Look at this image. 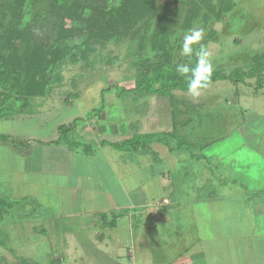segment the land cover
I'll return each mask as SVG.
<instances>
[{
    "label": "rangeland",
    "instance_id": "rangeland-1",
    "mask_svg": "<svg viewBox=\"0 0 264 264\" xmlns=\"http://www.w3.org/2000/svg\"><path fill=\"white\" fill-rule=\"evenodd\" d=\"M224 1L232 8L217 14ZM224 1L154 0L150 12L130 31L119 29L107 39H100L90 37L84 25L74 22L73 35L56 41L59 20L50 13L53 0H24L16 29L29 28L32 38L46 45L52 55L46 58L49 63L38 64L28 95H20L18 88L9 84H0V264H166L176 258L171 244L174 238L182 243V252L187 245L190 247L189 239L193 242L196 230L181 234L175 222L164 225L157 215L165 210L187 213L191 208L188 205L199 200V195L203 197L212 189L223 192L219 187L223 173L215 169L217 161L198 164L201 150L214 143L205 154L210 155L214 149L225 155L223 165L227 167V161H232L233 166L241 168L252 160L250 155L257 145H264V0ZM82 3L90 6L92 0ZM196 6L198 14L187 26L185 21ZM161 26L166 28L165 36L153 47L152 40L161 32ZM192 28L204 30L200 44L193 47H206L214 71L220 70L231 79L211 83L197 97L188 91L160 95L140 90L139 85L153 84L151 90L159 89V84L150 83L156 77V67L163 64V53L170 56L165 69L168 74L177 72L178 64L195 66V56L180 55L183 35ZM110 119L121 124L132 120L143 133L170 135L174 127V150L170 152L169 146L161 143L138 146L132 153L130 147L125 153L112 150L106 142L113 136L97 135ZM82 122H93L94 128H99L95 131L98 137L90 135V139L99 141V148L107 152L112 177L122 178L125 199H145L146 206L94 215L80 206L82 213L69 214L74 200L64 188H40L36 184L34 194L35 187H27L26 180L38 179L26 177L20 170L25 161L21 159L32 152L28 151L31 140L61 144L69 137L82 142L74 134L60 138L57 129L65 125L75 130ZM245 125V132V128L238 129ZM113 128H108V134ZM25 131L29 135H24ZM223 138L225 141L219 142ZM14 147L23 154L14 153ZM69 150L79 155L86 151L78 146ZM34 154L38 156V151ZM31 155L26 158L32 160L25 162L36 166L35 155ZM118 155L125 165L117 162ZM198 165L212 166L209 174L203 170L198 174ZM83 167L78 165V170L86 172L88 168ZM70 176L72 181H79V175ZM231 181L225 182L230 186L222 200H236L237 190L245 200L243 180ZM208 220L203 215L198 224ZM246 223L237 221L235 225L247 229ZM259 225L253 223L248 236L230 248L224 249L221 243L223 256L218 263L264 264V235ZM236 226L233 231H238ZM149 247L153 249L149 251Z\"/></svg>",
    "mask_w": 264,
    "mask_h": 264
},
{
    "label": "crops",
    "instance_id": "crops-1",
    "mask_svg": "<svg viewBox=\"0 0 264 264\" xmlns=\"http://www.w3.org/2000/svg\"><path fill=\"white\" fill-rule=\"evenodd\" d=\"M124 123L128 124L124 125ZM124 123L122 122L121 124L116 120L110 119L106 121L104 128L95 129L93 122H82L75 130L70 132L72 135L71 137H73V134L74 136L78 135V137L83 139L82 142L95 147L94 154L92 153L90 155H86L85 153L79 155V152L70 151L63 144H52L54 141H50L49 139V141L46 142H43L44 139H42L43 141H41V139L31 140L30 146H28V151L30 152L32 149V152L26 157L30 154L35 155L34 151H38V156L35 155L33 158V161H35L37 165L33 166L31 164L32 166H28V163L25 161L32 160V158L23 157L21 160H25L24 166L22 165L20 170L26 174V177L36 176L38 179L36 180L35 178V181L30 180L28 182L26 180L27 187H35L34 194L36 193V184H40V188L45 187L46 185L49 187L55 186V188L58 187L61 190L64 188L63 190L70 195L69 199L74 200V207L70 208L71 210L69 214L82 213L83 211H80V209L78 210V207L80 206L86 208L84 212L90 215L123 212L134 209L137 206H146L148 201L145 199L140 200L139 202H133L130 199L128 201V199H125L124 185L121 182L122 178L118 179L117 177L114 179L112 177V169H110L107 163L109 159L107 152L99 148V141H93L90 139V135L94 137L95 131L99 129L98 131L100 132L97 135L100 137H104V135L113 136V138L108 139L106 142L110 149H116L120 153H125V150L123 151L115 146L119 147L129 139L136 138L140 135L156 134L154 131L143 133L140 129V125L135 126L136 123L132 120H128V122L125 121ZM113 126H115V128H113L114 131H111V133L108 134V128ZM242 128H245V132L246 125L239 127L238 129ZM103 131L104 134L102 133ZM25 132L26 134L24 135H29L28 131ZM97 137L98 136L95 135V138ZM250 138H252L253 141V136ZM250 138L248 137L245 139L248 140ZM224 139L225 138L219 142L225 141ZM207 145V147L204 146L205 148L201 150L200 156L198 155L199 159L197 162H199L198 164H201L205 161L209 163L217 161L218 165L215 166V169H218L219 172L223 173V175L219 174L221 180L224 179L220 186L219 184L217 186L223 189V192L219 193V191L216 192V189H212L209 192H206L203 197L199 195V200H192V203L188 205L191 208L187 213H175L174 211L169 213V210H162L164 212H159L157 220L163 221L164 225L170 221L175 222L176 227H178L176 231L181 234H183L182 231L189 232L196 230L195 235H192L193 242L189 239L188 244L191 243V245L189 248L188 245L187 247L185 245L186 248L183 252L180 248L182 243L174 238L171 244L173 246V254L176 252V258H171L173 261L166 264H208V258L210 259L209 262L216 261V264H219L218 261L223 256V251L219 250L221 243L224 244L222 246L224 249L228 246L230 248L231 244H235L242 240V238L248 236V233L252 230L251 227L253 223L254 225H259V222L262 223V221V226L260 227L259 225L258 228L262 229L264 235V145L258 144L257 149L253 151V155H250L252 160L248 159L247 163L241 168L233 166L232 161H227V167L223 165L222 161H226L225 155L218 154V151H214V149L210 155L205 154L206 151L212 148L214 143H209ZM20 148H23L22 145H20ZM20 148L17 150L14 147L17 151L13 150V152L17 153V155H22L23 153L19 152ZM24 151H26L25 148H23V152ZM132 152H135V150ZM49 153H54V155L52 157H47ZM128 153L130 152L128 151ZM117 158V162L125 165L126 161L121 162V155H118ZM92 160L96 162L94 165L91 163ZM84 163H86V165ZM74 165H76L75 170L73 169ZM78 165L82 167L86 166L88 169L86 172L85 170L79 171ZM211 167L212 166L209 165H198L196 168L199 170L198 174L203 170L205 174L208 175V170L211 169ZM14 168L16 171L18 166ZM89 172L90 174L88 175ZM73 174L79 175V181L76 182V180L72 181V179H70V175ZM107 178H109L108 182H106ZM229 179L232 180L231 182L243 180V185L247 191L246 193L243 192L245 194V200L241 196L242 193L238 190L237 192L235 191L236 193L234 192V198L236 200H227L228 197L222 200L229 191L230 185H225V182H229ZM74 183H76V185ZM192 185L194 184L192 183ZM199 190L202 191V187H200ZM173 193L174 192L171 191L170 195ZM35 197V195L32 196V198ZM174 201L179 200H172V202ZM167 205L168 204H165L163 207H166ZM203 215L210 220H208L209 222L206 224L199 225L198 223ZM237 221L247 222V229L243 228V225L242 228L237 227L235 225ZM234 226L238 228V231H233ZM245 229L246 231H242ZM248 229L249 232H247ZM240 231L242 233H240ZM150 241L153 242L151 239ZM152 249L153 248L149 247V251Z\"/></svg>",
    "mask_w": 264,
    "mask_h": 264
},
{
    "label": "trees",
    "instance_id": "trees-1",
    "mask_svg": "<svg viewBox=\"0 0 264 264\" xmlns=\"http://www.w3.org/2000/svg\"><path fill=\"white\" fill-rule=\"evenodd\" d=\"M67 2V0L64 3L59 0H53L50 6V13L59 20L58 33L57 37H55L56 41L61 40L66 35H73L74 29L71 24L74 22L84 25L90 37L100 39H107L119 29L123 32L130 31L135 23L139 22L145 14L150 12L154 0H92V5L90 6L83 4L82 0ZM2 3V0H0V25H2V28H0V84L4 86L9 84L16 89L18 88L20 95H28L31 89L30 84L33 81L32 77L34 72L38 70V64L49 63L46 58L52 54L46 45L32 38V32H30L29 28L24 30L16 29V26L19 25L24 0H5L4 4ZM231 8L232 4L224 1L223 9L216 13L222 14ZM193 10V14L185 21L187 22V26L197 16L199 6H196ZM214 15L215 17L218 16L215 12ZM78 30L76 29V32ZM163 30L166 31V28L161 26V32L152 40L153 47H157L156 40L163 41L160 39V37L165 36ZM161 57L163 64L156 67V77L150 83L159 84V89L155 91L151 90L154 84L148 85V87L139 85V89L146 91L148 94L157 93L160 95H167L169 92L175 90L187 92V80L184 76L178 72L168 74L165 71L169 65L170 56L163 53ZM192 60L194 61L195 59L192 58ZM230 79L231 76L224 75L220 70H216L213 71L208 85L219 80ZM73 129L74 126L70 128L59 126L60 138H65ZM175 132L176 129L173 127L172 134L170 135L158 133L144 134L131 138L121 146L115 147L123 151L128 150V147H130L129 149L132 152L138 146L156 142L169 146L170 151H172L174 147L171 146V141H173L171 137ZM64 138L62 140H65ZM52 144L59 143L56 141ZM61 144L69 149L76 146L81 147L86 150L85 153L88 155L95 152V147H92L90 144L78 142V140L72 141L69 137ZM177 147H179V144ZM0 210H2V207Z\"/></svg>",
    "mask_w": 264,
    "mask_h": 264
},
{
    "label": "clouds",
    "instance_id": "clouds-1",
    "mask_svg": "<svg viewBox=\"0 0 264 264\" xmlns=\"http://www.w3.org/2000/svg\"><path fill=\"white\" fill-rule=\"evenodd\" d=\"M203 36L204 30L202 28H192L185 32L180 55L189 58L195 56V66L190 67L188 64H178L176 66V71L187 80L188 94L193 97L199 96L201 91L207 88L214 71L211 53L207 48L203 45H200L199 48L193 47L200 44Z\"/></svg>",
    "mask_w": 264,
    "mask_h": 264
},
{
    "label": "built area",
    "instance_id": "built-area-1",
    "mask_svg": "<svg viewBox=\"0 0 264 264\" xmlns=\"http://www.w3.org/2000/svg\"><path fill=\"white\" fill-rule=\"evenodd\" d=\"M160 204V203H159Z\"/></svg>",
    "mask_w": 264,
    "mask_h": 264
}]
</instances>
